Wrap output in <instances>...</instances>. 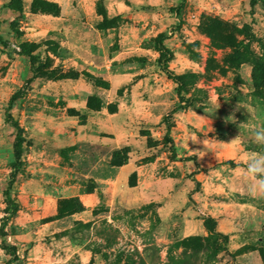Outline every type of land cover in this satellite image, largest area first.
I'll use <instances>...</instances> for the list:
<instances>
[{
    "label": "rangeland",
    "instance_id": "374dc122",
    "mask_svg": "<svg viewBox=\"0 0 264 264\" xmlns=\"http://www.w3.org/2000/svg\"><path fill=\"white\" fill-rule=\"evenodd\" d=\"M181 2L2 9L0 225L18 133L6 112L26 91L12 109L26 137L15 264H264V196L247 174L264 155V0H187L178 16ZM165 32L189 100L177 113L179 85L157 62Z\"/></svg>",
    "mask_w": 264,
    "mask_h": 264
},
{
    "label": "trees",
    "instance_id": "16d2710c",
    "mask_svg": "<svg viewBox=\"0 0 264 264\" xmlns=\"http://www.w3.org/2000/svg\"><path fill=\"white\" fill-rule=\"evenodd\" d=\"M187 0H182L179 6L176 8H173V11L177 13L178 16H181L182 10L185 6ZM252 4H256L257 0H251ZM8 8L16 13H22L24 10L23 7V0H9L0 10V16L2 14V9ZM182 26V22H179L177 25L174 26L176 30L180 29ZM168 39L167 33H162L157 38V48L160 51V56L157 60L159 67L162 68L163 72L167 74V76L171 79H173L178 85H179V91L181 92V97L183 99V103L180 106H178L174 112L177 113L180 108H184L186 106H189V100L185 96H183L182 91L184 90L183 82L181 81L180 76H177L170 68V62L173 60V53L172 51L166 46L165 41ZM0 41L3 44H7L8 42L4 39V37L0 34ZM22 54L27 55L31 58L32 62H35L36 57L34 54L26 48V46H23ZM38 73L35 71L34 75L29 79V82H33L36 78H38ZM26 94L25 89H21L17 93L13 94L9 101V106L6 112V121L17 130V136L16 140L14 142V156H15V164L14 168L10 174V181L8 183V187L4 191V196L6 198L7 207L5 209V216L1 220L0 225V238H1V248L6 251L8 255L11 256L8 264H15L18 261H20L19 256V249L16 245H12L8 241V237L10 236L8 231V226L13 220V218L18 214V212L21 209V205L17 199L13 197V190L18 180V175L21 171V169L24 166V151H25V131L24 127L21 125L20 121L16 119V117L12 113L13 106L15 102L21 98H23ZM168 123V119L166 120ZM168 132H167V140L170 143H174L172 134L171 125H168ZM175 159L177 158L176 153L174 152ZM189 160L193 158H188ZM210 221L216 224V220L214 218H210ZM227 237V236H226Z\"/></svg>",
    "mask_w": 264,
    "mask_h": 264
},
{
    "label": "clouds",
    "instance_id": "9594fccd",
    "mask_svg": "<svg viewBox=\"0 0 264 264\" xmlns=\"http://www.w3.org/2000/svg\"><path fill=\"white\" fill-rule=\"evenodd\" d=\"M192 140L196 141L197 138L193 137ZM256 141L264 143V131L256 132ZM205 143L207 144V140ZM247 174L260 181L250 186L253 190H250L248 195L253 198L264 196V155H258L249 159L247 162Z\"/></svg>",
    "mask_w": 264,
    "mask_h": 264
},
{
    "label": "crops",
    "instance_id": "0c3cea01",
    "mask_svg": "<svg viewBox=\"0 0 264 264\" xmlns=\"http://www.w3.org/2000/svg\"><path fill=\"white\" fill-rule=\"evenodd\" d=\"M87 198H88V199H90V197H89V196H88Z\"/></svg>",
    "mask_w": 264,
    "mask_h": 264
}]
</instances>
